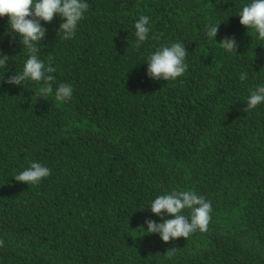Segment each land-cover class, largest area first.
Here are the masks:
<instances>
[{"label":"trees","instance_id":"1","mask_svg":"<svg viewBox=\"0 0 264 264\" xmlns=\"http://www.w3.org/2000/svg\"><path fill=\"white\" fill-rule=\"evenodd\" d=\"M86 2L72 39L61 17L41 21L38 57L54 90L72 86L67 102L40 97L37 82H2L28 52L0 17V264H264V103L243 111L264 85V40L238 15L251 0ZM142 15L150 32L137 48ZM226 36L237 52L220 47ZM176 42L186 71L153 79L147 58ZM34 161L50 176L13 178ZM173 190L203 196L211 219L163 242L145 220L161 222L149 207Z\"/></svg>","mask_w":264,"mask_h":264},{"label":"clouds","instance_id":"2","mask_svg":"<svg viewBox=\"0 0 264 264\" xmlns=\"http://www.w3.org/2000/svg\"><path fill=\"white\" fill-rule=\"evenodd\" d=\"M88 8L86 0H0V17H8V29L10 28V32L22 37L20 41L28 52L23 70L2 82L21 86L26 81L37 82L40 85L38 89L40 97L46 99L54 94L58 102L69 101L73 95L72 86L61 83L54 90L55 77L52 73L55 69L51 61L46 65L38 57L37 45L46 34L41 21L50 23L54 17H61L62 22L58 33H62L64 39H72L78 23L84 19ZM238 15L241 25L246 29L254 30L258 33L257 38L264 40V0H251L242 7ZM219 24H211L207 27L209 39H214ZM148 25L149 17L144 15L135 22L137 48L148 38L150 32ZM219 45L227 52H237L238 45L234 37H224L222 41H219ZM2 52L3 50L0 49V53ZM187 53L185 45L180 42L156 49L147 58L149 76L155 80L168 81L183 75L187 69L185 63ZM8 60L9 56L0 59V68H5L4 65ZM246 79V73L240 75L241 81ZM261 103H264V85L257 86L251 91L246 103L247 108L243 111L254 109ZM50 174L51 170L48 167L34 161L13 178L18 182L35 185ZM149 208L151 213L161 217V222L145 220L147 224L145 234L159 233L163 242L180 237L186 239L197 230L206 231L212 211L211 203L192 190H173L170 193L159 195L151 202ZM185 209L189 211L188 216L183 214ZM165 216L172 218L164 219ZM0 246H3L2 240H0ZM166 253L170 258L175 254V249L167 250Z\"/></svg>","mask_w":264,"mask_h":264}]
</instances>
